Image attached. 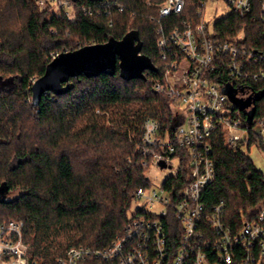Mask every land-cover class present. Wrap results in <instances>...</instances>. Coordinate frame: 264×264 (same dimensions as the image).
<instances>
[{
    "label": "trees",
    "instance_id": "16d2710c",
    "mask_svg": "<svg viewBox=\"0 0 264 264\" xmlns=\"http://www.w3.org/2000/svg\"><path fill=\"white\" fill-rule=\"evenodd\" d=\"M63 1L73 18L62 8L42 9L36 0H0V221H21L29 256L42 264H59L73 246L106 249L130 223L134 192L149 184V164L143 165L148 158L140 151L144 120H159L168 131L182 122L170 100L154 89L162 77L156 40L183 19L197 20L199 3L184 0L180 14L158 23L151 19L156 7L146 0ZM215 25L220 39L242 32L241 43L264 48V25L257 20L231 13ZM130 32L137 33L139 54L154 65L145 77L124 79L117 63L112 75L79 74L70 77L66 91L34 101L32 82L52 56ZM216 73L213 80L223 82V65ZM251 91L263 92L264 81L252 82ZM255 107L256 115L264 113V94ZM209 140L216 177L204 200H223L227 222L239 223L264 204V173L247 153L257 139L249 131L245 149H231L217 130ZM169 181L170 190L188 179L180 171ZM11 192L17 195L7 198ZM175 221L165 218L172 245L178 240Z\"/></svg>",
    "mask_w": 264,
    "mask_h": 264
},
{
    "label": "built area",
    "instance_id": "2783aa9c",
    "mask_svg": "<svg viewBox=\"0 0 264 264\" xmlns=\"http://www.w3.org/2000/svg\"><path fill=\"white\" fill-rule=\"evenodd\" d=\"M214 1L227 4L229 11L214 17L209 26L204 20L205 8ZM146 2L156 7L157 14L151 19L158 23L180 14L185 5L184 0ZM36 3L41 8L50 3L61 8L68 5L63 0ZM65 13L73 18V10ZM231 13L264 25V0H199L197 20L183 19L159 35L156 47L162 77L154 82V89L170 100L182 122L168 131L159 120L146 118L140 151L148 158L143 165L154 163L169 172L154 185L149 179L148 185L136 188L134 201L140 205L123 234L108 248L73 246L59 264H264V204L253 215L242 216L239 223H229L223 200L211 205L204 200L206 188L216 177L209 140L215 131L221 130L231 149H245L250 131L264 150V113L256 115L255 110L249 126L245 113L225 92L231 88L236 98L246 99L253 96L251 83L264 81V48L241 43L242 32L225 39L217 37L216 21ZM219 65L225 68L223 82L213 80L219 77ZM252 106L255 103L246 110ZM160 161L165 166L161 167ZM180 171L188 181L169 190V178ZM170 216L177 221L172 226L178 232L176 245L167 236L165 218ZM28 247L21 221H0V264H42L30 258Z\"/></svg>",
    "mask_w": 264,
    "mask_h": 264
},
{
    "label": "water",
    "instance_id": "95a60500",
    "mask_svg": "<svg viewBox=\"0 0 264 264\" xmlns=\"http://www.w3.org/2000/svg\"><path fill=\"white\" fill-rule=\"evenodd\" d=\"M140 44L136 32H130L120 40H109L106 43L85 45L75 51H64L56 54L45 67L44 73L37 77L31 85L34 101H39L46 92L60 94L70 85V77L85 74L96 76L99 74H114L118 63L120 75L124 79L145 77L146 69L153 70L150 60L139 54ZM66 82V85L63 83ZM237 108L246 115V122L250 126L255 114V106L249 110L246 107L254 104L264 94L263 92L249 96L246 99L236 98L234 91L225 89ZM160 166H165L163 161Z\"/></svg>",
    "mask_w": 264,
    "mask_h": 264
},
{
    "label": "rangeland",
    "instance_id": "374dc122",
    "mask_svg": "<svg viewBox=\"0 0 264 264\" xmlns=\"http://www.w3.org/2000/svg\"><path fill=\"white\" fill-rule=\"evenodd\" d=\"M67 3V2H66ZM52 6L51 8L53 11H59L61 10V7L58 4L55 3H50L46 4L43 8ZM68 5L64 6L62 9L68 14H71L72 7H67ZM229 11V7L227 4L222 3L221 1H214V2H209L205 8V13H204V20L206 23L211 26L214 21V17L219 16L222 13H226ZM19 19H13L11 22H18ZM20 26L19 24L16 26ZM17 29V28H16ZM2 85L8 86V83L6 82H1ZM248 155L251 158L255 168L261 172L264 173V152L257 146V145H252L251 148L248 150ZM169 172V170H161L156 164L152 163L147 169L146 174L149 177L150 181L152 182V185L156 184L158 180H161L166 174ZM17 195L16 192H11L7 193L6 197L11 198ZM140 205L139 201H134L132 202L130 209L128 211V215H132L136 208Z\"/></svg>",
    "mask_w": 264,
    "mask_h": 264
}]
</instances>
